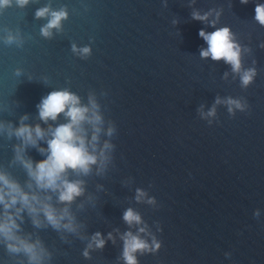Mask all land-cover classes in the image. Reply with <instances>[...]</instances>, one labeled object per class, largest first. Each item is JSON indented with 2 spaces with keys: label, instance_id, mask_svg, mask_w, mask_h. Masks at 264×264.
Segmentation results:
<instances>
[{
  "label": "water",
  "instance_id": "1",
  "mask_svg": "<svg viewBox=\"0 0 264 264\" xmlns=\"http://www.w3.org/2000/svg\"><path fill=\"white\" fill-rule=\"evenodd\" d=\"M258 3L264 0H30L20 7L12 0L0 9V172L41 200L50 196L58 213L67 207L76 225V231L57 229L43 212L37 225L27 209L15 216L16 234L43 248L41 264H125L127 232L161 243L156 252L136 253L138 264H264V26L255 20ZM45 7L68 13L51 37L41 33L50 17H36ZM193 12L212 15L205 22ZM223 27L241 48L242 71L255 69L248 86L224 60L201 57L208 45L199 32ZM10 34L16 37L11 44ZM73 44L89 47L90 54L73 52ZM59 90L86 106L94 97L103 117L97 163L88 174L67 173L83 188L71 204L61 203L58 191L37 187L17 159L24 144L14 134L22 122L39 124L46 137L22 155L34 165L46 159L49 153L39 149L52 138L49 126L54 131L68 119L61 114L45 123L37 106ZM229 98L243 108L228 105ZM213 108L215 114L207 115ZM85 127L91 141L92 128ZM105 142L112 145L107 160L99 155ZM138 189L147 193L140 201ZM130 208L142 224L124 220ZM4 213L0 204V221ZM141 227L147 231L140 233ZM97 232L107 243L89 249ZM8 243L0 236V264H31Z\"/></svg>",
  "mask_w": 264,
  "mask_h": 264
},
{
  "label": "clouds",
  "instance_id": "2",
  "mask_svg": "<svg viewBox=\"0 0 264 264\" xmlns=\"http://www.w3.org/2000/svg\"><path fill=\"white\" fill-rule=\"evenodd\" d=\"M30 0H16L20 7L26 6ZM12 0H0V9L10 6ZM241 3L247 4L249 0H241ZM193 19L207 22L212 15L211 12L201 15L199 12H193ZM37 18L50 17L49 22L41 29L44 37L52 36V29H60L62 21L67 19L68 13L65 9L59 11H52L49 7L41 8L36 12ZM219 17V13H217ZM255 20L264 26V4L258 3L255 7ZM217 21H211L213 27L216 26ZM199 35L206 41L208 47L201 49V57L220 61L224 60L232 66L236 73L241 74L242 85L248 86L252 83L256 72L255 69L242 71L241 48L236 43L234 34L229 27L217 28L214 32H206L201 30ZM16 37L9 35L6 42L11 44L15 42ZM73 52L87 56L90 54L89 47L78 48L75 44L72 45ZM217 103H221L218 99ZM226 103L235 108H243V105L237 101L229 98ZM90 106L83 105L80 97L68 90L52 91L45 96L41 103L37 106L39 109V118L47 123L49 120L56 121L63 114L68 123L60 124L52 130L49 126L48 132H51L52 138L47 141V149L40 148L41 153H49L47 158L36 162L35 165L32 160H25L23 158L24 147L27 145L36 146L39 140H43L47 132L39 124L34 128L31 125H26L23 122L21 126L14 130V134L23 140L24 147L17 148V159L21 160L24 167L28 170L29 176L35 181L38 188L43 190H52L59 192V201L65 204H71L76 197L82 195V182H72L66 178L69 170L83 172L88 174L91 165L97 163L98 156L94 154L100 139L103 124V117L99 112V105L94 97H89ZM232 111V108H229ZM215 108L207 115H214ZM28 119L27 116L22 117V121ZM85 125H90L92 128L91 141L87 140L88 129ZM3 126L0 125V130ZM113 129H108V134H112ZM13 134V130L9 126V135ZM91 144L92 151L89 150L88 145ZM112 145L105 142L103 149L100 151V157L105 160L108 157L105 150L110 149ZM147 196L143 190H137L136 199L138 201ZM46 200H41L36 193H27L14 180L10 179L5 173L0 172V204L4 206V219L0 221V236H2L8 243L10 252L19 253L24 252L29 256L31 264H41L43 259V248L39 247V241L31 243L29 240L22 238L16 234L19 225L16 223L15 216H18L24 209H27L29 214L33 216L35 224L39 225L40 220L38 215L43 212L47 221L59 229L61 227L76 231V225L73 223L74 218L69 213L67 207L58 213L57 209ZM154 198H149L148 203H154ZM21 206L16 209L15 213L8 210L15 207L17 204ZM67 217L68 223L61 222ZM124 220L129 224H142L143 220L139 213L133 209H128L124 213ZM146 227L139 229L140 233H145ZM108 239H113L112 234L109 233ZM124 240L123 258L125 264H138L136 253L156 252L161 248V243L153 237L151 244L138 235L132 232H127L122 236ZM107 241L103 234L97 232L91 243L88 245L89 249L100 248L103 249ZM39 248V250H38ZM86 257L89 256V251L84 252Z\"/></svg>",
  "mask_w": 264,
  "mask_h": 264
}]
</instances>
